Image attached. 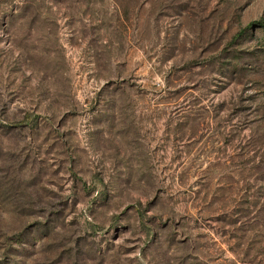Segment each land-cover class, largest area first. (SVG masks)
Segmentation results:
<instances>
[{
    "label": "rangeland",
    "instance_id": "1",
    "mask_svg": "<svg viewBox=\"0 0 264 264\" xmlns=\"http://www.w3.org/2000/svg\"><path fill=\"white\" fill-rule=\"evenodd\" d=\"M264 0H0V264H264Z\"/></svg>",
    "mask_w": 264,
    "mask_h": 264
},
{
    "label": "trees",
    "instance_id": "2",
    "mask_svg": "<svg viewBox=\"0 0 264 264\" xmlns=\"http://www.w3.org/2000/svg\"><path fill=\"white\" fill-rule=\"evenodd\" d=\"M262 26H264V25H262Z\"/></svg>",
    "mask_w": 264,
    "mask_h": 264
}]
</instances>
